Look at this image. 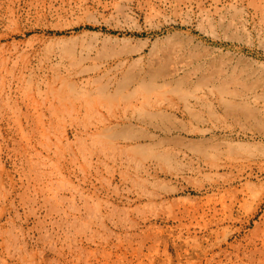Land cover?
<instances>
[{
  "label": "rangeland",
  "instance_id": "obj_1",
  "mask_svg": "<svg viewBox=\"0 0 264 264\" xmlns=\"http://www.w3.org/2000/svg\"><path fill=\"white\" fill-rule=\"evenodd\" d=\"M0 264H264V0H0Z\"/></svg>",
  "mask_w": 264,
  "mask_h": 264
},
{
  "label": "bare ground",
  "instance_id": "obj_2",
  "mask_svg": "<svg viewBox=\"0 0 264 264\" xmlns=\"http://www.w3.org/2000/svg\"><path fill=\"white\" fill-rule=\"evenodd\" d=\"M174 77H175V74H173V73H168L167 76L164 75L163 77H160V78L158 76L157 77H153V81L150 82V83H148V85L147 84L146 85H147V87H150L151 90H158V91H161L163 89H166L167 90L170 87V85H172L173 83H176L177 82V81L176 82L174 81L175 80ZM146 85H145V87H146ZM141 87L142 88L144 87V79L143 78H140V77L133 79V76H132V78L131 77H124V80H122L119 84H117L113 89H111L110 87H107V85H105V86L104 85H102V86L100 85V87L97 86L95 89L97 91H101V92L113 91V92H119L120 93V92L128 91L130 93L132 90L135 91V90L140 89ZM209 87H210L209 88L210 94L212 93V94H217L218 95L220 104L226 110V112L228 113V115L230 114V115H232V117H237L238 120L243 119V118H250L252 116L251 115L252 114L251 111H246L245 108H244V106H243L244 104H246V102L250 98V94H251L250 91H246V90L245 91H242V87H241V91L239 89L228 90V89L225 88V84H223V85L221 84L220 86H216V85H214L212 83V85L209 86ZM59 89L60 90H67V91L68 90L69 91H86L88 88L86 89L84 87H76V86H73V85H71L69 83H66L64 81L59 86ZM123 96H125V95H123ZM130 97H131V95H130ZM149 103H150V101L145 100L144 102H142V105L149 104ZM247 110H248V108H247ZM162 132L167 133L166 134L167 136L161 138L158 143L159 144H165V145H168V144L172 143L170 141L171 138L169 137L170 136V134H169L170 130L169 129H162ZM192 147H193V149L195 151H197L199 153H204V151L206 149V147L203 148V146H201V145L200 146L199 145H196L195 146L193 144Z\"/></svg>",
  "mask_w": 264,
  "mask_h": 264
}]
</instances>
